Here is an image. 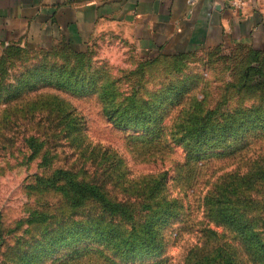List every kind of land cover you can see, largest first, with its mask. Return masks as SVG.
<instances>
[{
	"label": "trees",
	"instance_id": "trees-1",
	"mask_svg": "<svg viewBox=\"0 0 264 264\" xmlns=\"http://www.w3.org/2000/svg\"><path fill=\"white\" fill-rule=\"evenodd\" d=\"M8 50L10 58L0 59V94L10 89L18 100L55 81L58 90L77 86L86 90V77L75 72L76 64L81 62L79 55L85 54L83 50L58 45L48 52L58 55V59L61 57L60 62L32 61L14 72L9 69L16 66V55L21 54L22 61L30 58L25 56L27 48L20 44L9 43ZM250 50L246 69L251 77L248 85L253 88L250 84L257 80L260 102L225 111H203L196 105L186 113L184 122L177 125L171 139L165 136L168 127L163 122L158 119L151 122L155 117L154 105L147 102L141 106L133 98L127 104L124 99V104L104 111L115 126L124 130L134 128L133 142L142 143L148 152L152 147L158 149L156 153L169 152L174 145L183 147V165L190 169L199 170L212 158L235 157L249 147L253 138L264 139V58L261 57L264 47H250ZM69 54L72 60L66 59ZM66 62L73 63L71 70H66ZM9 78L15 83L6 84ZM32 109L31 117L37 118V134L26 141L34 153L41 149L49 152L69 148L73 152L71 156L78 154L85 161L89 159L90 165L102 169L90 172L87 162L79 165L73 161L66 162L68 167L58 166L49 174L36 175L35 184L29 186L34 193L54 190L64 199L51 209L55 213L31 210L26 231L39 234L36 245L30 246L34 247L30 248L33 253L42 248L46 254H53L72 244L71 257L62 258L67 263L70 259L95 258L102 264H162V261L147 262L146 258L163 253L164 228L182 214V206L170 196L167 173L130 178L123 158L109 147L89 141L83 116L76 108L66 106L64 100L53 96L34 100ZM50 154H44L43 159L52 166ZM71 156L64 160L70 161ZM118 190L122 196L114 195ZM203 206L207 222L200 230L202 242L189 250L184 264H264V154L260 153L245 172L233 170L219 177L205 195ZM1 220L0 216V264L6 256L13 257L14 264H27L22 258L26 250L20 248L24 245H19L15 253V246L3 241ZM53 223L57 227H51ZM57 230L60 233L56 234Z\"/></svg>",
	"mask_w": 264,
	"mask_h": 264
},
{
	"label": "rangeland",
	"instance_id": "rangeland-1",
	"mask_svg": "<svg viewBox=\"0 0 264 264\" xmlns=\"http://www.w3.org/2000/svg\"><path fill=\"white\" fill-rule=\"evenodd\" d=\"M58 45H21L27 48L24 53L30 60L22 61L19 58L21 54L16 55L15 60L18 62L9 71H18L22 68L19 66L32 61L47 62L56 59L60 62L61 57L58 59V55L48 52ZM82 50L85 54L79 55L81 62L76 64L75 72L86 77V90L83 91L80 86L58 90L59 86L55 81L44 84L49 85L46 88L39 87L30 91L18 100L10 89L0 94V216L3 241L9 246H15V253L19 245H24L20 248L26 250L22 258L27 264H102L95 258L77 261L70 259L67 263L64 259L71 257L74 249V246L70 248L72 244L61 247L53 254H46L42 248L34 254V247H30L36 245L35 241L39 237L35 231H26L31 210L55 213L51 209H55L64 199L54 190L34 193L29 186L35 184L36 175L49 174L58 166L68 167L66 162L73 161L79 165L83 161L87 162L86 167L90 172L102 170L99 165H90L89 159L85 161L86 158H80L78 154L76 157L71 156L73 152L69 148L60 147L57 151L50 149L49 152L41 149L39 153H34L27 143L26 139L37 134V118L31 117L30 113L34 100L41 101L53 96L64 100L66 106L77 109L87 126L89 141L109 147L121 156L130 172V178L140 179L158 172L167 173L170 196L178 200L182 206V214L177 219H171L164 228L163 253L152 255L146 260L162 261V264H184L189 250L202 242L200 230L207 222L203 206L205 195L223 174L233 170L245 172L260 153L264 154V139L253 138L255 141L235 157L212 158L199 170L195 167L190 169L183 165V147L174 145L169 152L164 150L159 153H156L157 148L152 147L148 152L142 143L133 142L134 128L124 130L115 126L104 110L124 104V99L127 104L132 98L137 101V105L142 103L143 106L146 102L150 106L154 105L155 117L151 122L156 119L163 122L164 127H168L165 136L171 139L177 125L180 121L184 122L186 113L196 105L203 111H225L260 102L261 89L256 87L257 80L250 84L254 85L253 88L248 85L251 77L246 74V69L250 47L242 43L182 56H144L133 41L110 36L97 39L92 45L79 51ZM261 57L264 58V54ZM8 58V44L0 43V59ZM69 58L72 60L70 54L66 59ZM72 64L66 62V70H71ZM252 65L256 66L257 63ZM8 75L7 71L5 76ZM10 83L14 84L15 80L9 78L6 84ZM50 152L52 166L43 159V155ZM70 156L73 157L70 161L64 160ZM119 192L116 191L114 195L122 196ZM51 227H57V224L53 223ZM58 233L59 230L56 231ZM4 249L6 253L9 251L7 246ZM12 258L6 256L3 264H14Z\"/></svg>",
	"mask_w": 264,
	"mask_h": 264
},
{
	"label": "crops",
	"instance_id": "crops-1",
	"mask_svg": "<svg viewBox=\"0 0 264 264\" xmlns=\"http://www.w3.org/2000/svg\"><path fill=\"white\" fill-rule=\"evenodd\" d=\"M110 36L133 41L144 56L261 49L264 0H0V43L80 50Z\"/></svg>",
	"mask_w": 264,
	"mask_h": 264
},
{
	"label": "built area",
	"instance_id": "built-area-1",
	"mask_svg": "<svg viewBox=\"0 0 264 264\" xmlns=\"http://www.w3.org/2000/svg\"><path fill=\"white\" fill-rule=\"evenodd\" d=\"M234 4L236 5V6H238V7H240L241 6V3L240 2H234Z\"/></svg>",
	"mask_w": 264,
	"mask_h": 264
}]
</instances>
